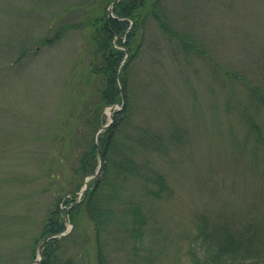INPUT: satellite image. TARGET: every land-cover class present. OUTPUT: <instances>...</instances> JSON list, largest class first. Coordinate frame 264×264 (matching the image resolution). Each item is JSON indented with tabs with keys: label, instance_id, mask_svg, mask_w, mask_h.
<instances>
[{
	"label": "rangeland",
	"instance_id": "374dc122",
	"mask_svg": "<svg viewBox=\"0 0 264 264\" xmlns=\"http://www.w3.org/2000/svg\"><path fill=\"white\" fill-rule=\"evenodd\" d=\"M112 2L0 0V264H34L48 210L77 187L80 152L123 108L94 114L104 81L89 71L85 21L111 14ZM165 10L185 46L147 23L129 66L132 109L120 135L136 165L115 204L139 205L156 248L151 264H200L191 252L201 217L254 219L264 230V0H165ZM140 128L145 139L161 137L159 149L125 139ZM103 166L99 157L86 179L101 177ZM158 175L164 186L154 194ZM73 236L74 264H95L84 215ZM117 242L111 264H149L131 255L132 238Z\"/></svg>",
	"mask_w": 264,
	"mask_h": 264
},
{
	"label": "trees",
	"instance_id": "16d2710c",
	"mask_svg": "<svg viewBox=\"0 0 264 264\" xmlns=\"http://www.w3.org/2000/svg\"><path fill=\"white\" fill-rule=\"evenodd\" d=\"M151 20L181 46H185L183 34L170 22L165 0H118L111 14L105 10L85 21L92 29L90 40L93 48L89 71L102 76L104 81L100 97L94 105V114L118 102H123V108L114 113L112 123L99 134L100 148L91 139L80 152L72 172L74 177L80 179L77 187L61 198L65 207L57 202L48 210L39 234L40 240L45 242L39 246L42 248V257L37 264H74V257L69 253L66 243L70 239L76 240L73 230L80 225L82 215L92 224L95 264H111L109 245L111 242L117 244V239L125 241L132 238L130 253L134 258H142L149 264L155 258L156 248L146 238V221L139 205L131 206V203L119 200L122 207L118 209L119 205L115 204L117 190L136 165L134 155L130 152L134 148H129L130 143L128 147L125 146L126 142L121 141L120 135L130 119L132 109L127 93L130 62L141 52L146 25ZM138 34L141 43L136 42ZM257 97L264 101L262 96L257 94ZM139 132L135 138L128 136L125 139L139 144L152 142L153 147L159 149L161 137L155 135L145 139L147 131L140 128ZM99 157L104 161L103 174L86 181V177L97 170ZM156 181L160 189L153 193L159 194L164 186L163 177L158 175ZM85 183L86 188L79 194ZM119 212L124 217H119ZM68 220L74 224L73 228L61 234L67 229ZM259 226L254 219L239 225L234 219L211 220L203 216L197 223L193 236L196 249L191 254L200 264H264V230H260Z\"/></svg>",
	"mask_w": 264,
	"mask_h": 264
},
{
	"label": "water",
	"instance_id": "95a60500",
	"mask_svg": "<svg viewBox=\"0 0 264 264\" xmlns=\"http://www.w3.org/2000/svg\"><path fill=\"white\" fill-rule=\"evenodd\" d=\"M117 1H118V0H114V1L111 3L110 7L112 8L113 5H114ZM105 126H107V125L104 124L101 128H104ZM97 147L100 148V146H99L98 144H97ZM62 234H65V232H63ZM50 237H51V236L47 237L46 240H47L48 238H50ZM44 242H45V241H44ZM40 259H41V253H40V256L37 257V258L35 259L34 263L39 262Z\"/></svg>",
	"mask_w": 264,
	"mask_h": 264
}]
</instances>
